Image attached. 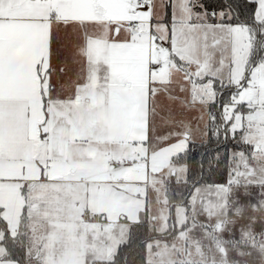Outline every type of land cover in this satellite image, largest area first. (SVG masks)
Wrapping results in <instances>:
<instances>
[{"label": "snow or ice", "instance_id": "snow-or-ice-1", "mask_svg": "<svg viewBox=\"0 0 264 264\" xmlns=\"http://www.w3.org/2000/svg\"><path fill=\"white\" fill-rule=\"evenodd\" d=\"M205 248L264 264V0H0V264Z\"/></svg>", "mask_w": 264, "mask_h": 264}, {"label": "rangeland", "instance_id": "rangeland-1", "mask_svg": "<svg viewBox=\"0 0 264 264\" xmlns=\"http://www.w3.org/2000/svg\"><path fill=\"white\" fill-rule=\"evenodd\" d=\"M40 118H43L42 116ZM75 182V181H74ZM120 191L125 192L126 196H131L132 195V189L129 187L126 191L124 189H121ZM87 203L93 208L94 211H102V210H109L113 213L121 210H126L128 205L124 203L123 200L119 201H106L102 199L98 193H96L95 188L93 187L89 191V196ZM159 205H154L153 206V211H156V208H158ZM157 224H159V221H157ZM195 237H188V244L191 246L193 251L196 248V243ZM178 244L183 246L184 242L183 241H177ZM207 242L201 241V244H206ZM206 255L208 256V264H211V253L207 252V249L205 248Z\"/></svg>", "mask_w": 264, "mask_h": 264}, {"label": "crops", "instance_id": "crops-1", "mask_svg": "<svg viewBox=\"0 0 264 264\" xmlns=\"http://www.w3.org/2000/svg\"><path fill=\"white\" fill-rule=\"evenodd\" d=\"M40 119H42V118H40Z\"/></svg>", "mask_w": 264, "mask_h": 264}]
</instances>
